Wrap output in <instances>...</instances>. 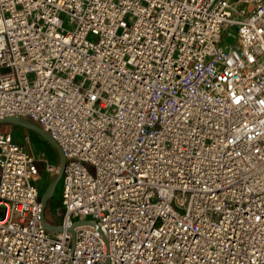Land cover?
<instances>
[{
    "label": "built area",
    "instance_id": "built-area-1",
    "mask_svg": "<svg viewBox=\"0 0 264 264\" xmlns=\"http://www.w3.org/2000/svg\"><path fill=\"white\" fill-rule=\"evenodd\" d=\"M8 118L66 167L50 231L0 130V264H264V0H0Z\"/></svg>",
    "mask_w": 264,
    "mask_h": 264
},
{
    "label": "rangeland",
    "instance_id": "rangeland-1",
    "mask_svg": "<svg viewBox=\"0 0 264 264\" xmlns=\"http://www.w3.org/2000/svg\"><path fill=\"white\" fill-rule=\"evenodd\" d=\"M233 31V30H232ZM234 32V31H233ZM236 43V40L232 37H228L224 40L223 45L232 46ZM29 120V119H26ZM1 131H6L14 134L16 139L22 143H25L28 151L37 159V162L42 163L37 164L39 172H41V179L39 181V187L41 188V194L44 195L47 189L57 181V176L60 172L61 159L59 158L58 151L50 145L44 138L32 130L26 129L21 126H16L10 123H6L0 126ZM26 137L29 139L26 140ZM55 156V157H52ZM46 162L50 165H54L56 169L55 173H50L45 170ZM91 174H95V168L93 166H88ZM63 184L62 181L56 186L54 191V198L50 200L47 210L45 213V218L48 223H60L63 217V212L61 211V200H62ZM183 198V193L177 192L174 201V206L179 211H184L185 207L178 204L179 199ZM61 211V213L59 212ZM4 217V210H0V219Z\"/></svg>",
    "mask_w": 264,
    "mask_h": 264
},
{
    "label": "water",
    "instance_id": "water-1",
    "mask_svg": "<svg viewBox=\"0 0 264 264\" xmlns=\"http://www.w3.org/2000/svg\"><path fill=\"white\" fill-rule=\"evenodd\" d=\"M6 123H10V124H13L16 126H21V127L26 128V129L34 131L35 133L39 134L42 138H44L50 145H52L58 151V153L60 155L61 167H60V172L57 176V181L54 182L47 189V191L43 195V199H42V203H43L42 216H43V223H44L45 227L50 231H59L61 229L60 227L52 226V225L47 223L46 218H45V213H46L47 206H48L50 200L54 198V191H55L56 186L62 180L63 173H64L65 167H66V156L63 153L59 144L50 136V134L45 132L43 130V128H41L39 125L35 124L34 122H32L30 120H26L24 118H8V119L0 120V126L3 124H6Z\"/></svg>",
    "mask_w": 264,
    "mask_h": 264
},
{
    "label": "crops",
    "instance_id": "crops-1",
    "mask_svg": "<svg viewBox=\"0 0 264 264\" xmlns=\"http://www.w3.org/2000/svg\"><path fill=\"white\" fill-rule=\"evenodd\" d=\"M52 157H55V156H52ZM59 158H60V156H59ZM61 159V158H60ZM37 160V159H36ZM37 164H41L42 165V163H39V162H37ZM40 188V187H39ZM40 192H41V188H40Z\"/></svg>",
    "mask_w": 264,
    "mask_h": 264
},
{
    "label": "trees",
    "instance_id": "trees-1",
    "mask_svg": "<svg viewBox=\"0 0 264 264\" xmlns=\"http://www.w3.org/2000/svg\"><path fill=\"white\" fill-rule=\"evenodd\" d=\"M41 172H42V170H41Z\"/></svg>",
    "mask_w": 264,
    "mask_h": 264
}]
</instances>
